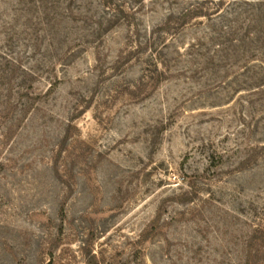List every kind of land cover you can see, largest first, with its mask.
I'll use <instances>...</instances> for the list:
<instances>
[{
  "label": "rangeland",
  "instance_id": "rangeland-1",
  "mask_svg": "<svg viewBox=\"0 0 264 264\" xmlns=\"http://www.w3.org/2000/svg\"><path fill=\"white\" fill-rule=\"evenodd\" d=\"M21 1L0 0V264H264V100L179 14L213 6L66 0L48 40Z\"/></svg>",
  "mask_w": 264,
  "mask_h": 264
},
{
  "label": "trees",
  "instance_id": "trees-1",
  "mask_svg": "<svg viewBox=\"0 0 264 264\" xmlns=\"http://www.w3.org/2000/svg\"><path fill=\"white\" fill-rule=\"evenodd\" d=\"M203 1L211 4L213 7L209 11L214 12L202 13L199 10L202 4L199 2L195 9H192L194 5L191 4L179 12L181 18L197 13L207 17V24L205 23L197 38L198 42L193 45V48L200 46L203 50L199 53L203 68L210 67L213 78L219 76L220 70L232 69L235 71V81L232 82L234 85L248 87L255 95H261L256 101L264 100V0ZM65 2L66 0H24L21 4L36 5L43 15L38 23L49 33L48 40H52L54 34L50 33L58 32L59 24L66 19L67 14L63 15L60 10L70 11V3ZM92 2L106 6L107 0ZM77 10L79 13H89L83 7ZM25 26L30 29L27 24ZM99 28L101 30V26ZM94 31L99 33L98 30ZM32 39L38 41L37 37ZM49 46L52 44L49 43Z\"/></svg>",
  "mask_w": 264,
  "mask_h": 264
}]
</instances>
